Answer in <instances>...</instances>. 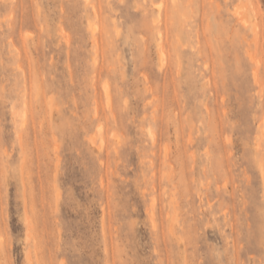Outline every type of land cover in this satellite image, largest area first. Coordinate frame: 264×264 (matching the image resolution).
<instances>
[{"label": "rangeland", "instance_id": "obj_1", "mask_svg": "<svg viewBox=\"0 0 264 264\" xmlns=\"http://www.w3.org/2000/svg\"><path fill=\"white\" fill-rule=\"evenodd\" d=\"M161 1L0 0V264H264V0Z\"/></svg>", "mask_w": 264, "mask_h": 264}, {"label": "bare ground", "instance_id": "obj_2", "mask_svg": "<svg viewBox=\"0 0 264 264\" xmlns=\"http://www.w3.org/2000/svg\"><path fill=\"white\" fill-rule=\"evenodd\" d=\"M151 1V0H150ZM154 1V0H153ZM161 1V0H160ZM159 2V1H158ZM156 4V3H155ZM161 6H164V5H162V1H161V4L159 3V5H157L155 8H157V10H158V14H157V18H159V16H160V18H161V12H163L162 10H163V8L161 7ZM92 10L93 11H95V8H94V5H92ZM164 10H167V7L164 9ZM167 12V11H166ZM166 12H164V13H166ZM173 12H175V11H173ZM238 12V11H237ZM168 13V12H167ZM165 15V14H164ZM168 15V14H167ZM165 17V16H164ZM168 17V16H167ZM166 17V18H167ZM159 18V19H160ZM169 18V17H168ZM238 19H239V21L243 24V25H247V22H248V20H246V18H245V15H243V14H238V17H237ZM158 19V20H159ZM161 20V19H160ZM159 20V21H160ZM165 20V19H164ZM247 21V22H246ZM165 22V21H164ZM161 23H163V22H161ZM159 25V24H158ZM162 25V24H161ZM160 25V26H161ZM154 27H156V26H154ZM156 29V28H155ZM159 29V28H158ZM157 31V33H156V38L157 39H159V38H161L162 39V35L160 34V32L158 31V30H156ZM167 31V30H166ZM165 33V32H164ZM161 35V36H160ZM165 37V36H164ZM176 37V36H175ZM161 39H159L160 41L159 42H161ZM166 39V38H165ZM158 43V42H157ZM160 44V43H159ZM162 46V45H161ZM161 46H159L158 45V47H161ZM174 46V45H173ZM159 49V48H158ZM160 50V49H159ZM166 50V49H165ZM160 52H162L163 53V55L162 54H160V55H162L163 57H165V52L163 51V50H161ZM159 54V53H158ZM176 55V54H175ZM162 56H160V59H161V57ZM159 59V60H160ZM163 59V58H162ZM165 59V58H164ZM163 59V60H164ZM163 62V65H164V62H165V60L164 61H162ZM161 62V63H162ZM177 63H178V61H177ZM167 64V63H166ZM178 65V64H177ZM177 68H179V67H177ZM254 75H255V73H254ZM256 77V76H255ZM208 79V78H207ZM208 82V81H207ZM106 93H107V91H106ZM110 97L107 95V99H109ZM110 102V101H109ZM24 114H25V111H22V115L24 116ZM24 118V117H23ZM178 134V133H177ZM177 136V135H176ZM178 138V137H177ZM180 138V137H179ZM188 140H190V136L188 135ZM180 141V140H179Z\"/></svg>", "mask_w": 264, "mask_h": 264}]
</instances>
